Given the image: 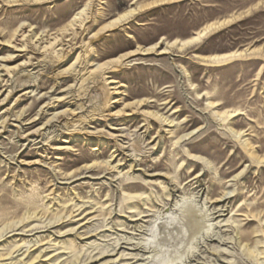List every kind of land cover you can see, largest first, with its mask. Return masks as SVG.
Wrapping results in <instances>:
<instances>
[{
    "label": "rangeland",
    "instance_id": "1",
    "mask_svg": "<svg viewBox=\"0 0 264 264\" xmlns=\"http://www.w3.org/2000/svg\"><path fill=\"white\" fill-rule=\"evenodd\" d=\"M203 29L107 74L122 83L111 109L143 99L163 130L53 117L85 96L56 77L62 53L90 40L91 69ZM47 33L59 46L40 52ZM0 264H264V0H0Z\"/></svg>",
    "mask_w": 264,
    "mask_h": 264
},
{
    "label": "bare ground",
    "instance_id": "2",
    "mask_svg": "<svg viewBox=\"0 0 264 264\" xmlns=\"http://www.w3.org/2000/svg\"><path fill=\"white\" fill-rule=\"evenodd\" d=\"M84 9H85L84 7H81L76 12H74L72 14V16L70 17L69 21L67 22V24L64 27L58 29V33H56V34L57 35H61L65 31H67L69 28L76 26L77 23L81 20V17H82V14L84 12ZM136 9H137L136 7H132L130 9H128V10L122 12V13H119L116 16L110 18L106 22L102 23L95 31H92V33L89 35V38L90 37H95L97 34L115 27L126 16H128L131 12H134ZM203 33H204V29L199 31V32H197L191 38H187V39H184V40H177L176 39V40H173V41H170V42L167 41L164 46H160V47L158 46L157 42H155L153 44H150V45H147V46H142L140 44H137L134 48H132L130 50H127V51H125L123 53H120V54H118L115 57L109 58V59H107L105 61H102V62H99V63H94V66L91 69L88 68V64H90V62H91V59H92L91 56H93V51L94 50L91 47L90 40L89 41L88 40L83 41V43H82L83 46H84V51L86 52V54L84 56L82 55V51L83 50H79V51L74 52L72 54H71L70 50H69V52L66 50L67 51L66 53H62V54L60 53L61 54L60 55V61L62 63L67 61L66 63H69V64L61 72H58L56 77L57 78H60V77H62V78L74 77L76 79V82H79L80 85L84 84L82 88H83V90L85 92V96H84V98L83 97L81 98V99H84V102H82V100H80L82 102V104L80 103V105H77L76 108H73V109H69V108L62 109V110L57 111L56 113H54L53 117H55L57 114H60L61 116H63L66 119L70 115H71V118L72 117L74 118L75 116H79L81 118V113L83 111H86V113L90 114L91 119H93L94 121H97V120L99 121V120H104L101 117H107V118L110 117V118H112V117H115V116H117V117L120 116V115L127 116L129 114L131 115V114H134V113L136 114L137 113V114H139L141 116L142 125L146 126L148 123L150 124L151 120H154L155 122L158 123L159 130H163V126L169 124L170 121H168L167 118H165L163 115H161L157 111L146 110V109L141 108V106L144 104V100L143 99L135 100L133 102L124 104L123 107L128 106L130 104L133 105L134 110L132 111V113H125L124 112V108H120L118 110H112L111 109L112 108L111 107L112 103H114L116 101V100H114V97L112 96V94H114V91L117 90L119 88V86H122V83H120L118 80L113 79L112 77L108 76L107 74L109 72H116V71L118 72L119 68L122 65L127 64L129 62H132V60L134 59V57L136 55H148V54L160 55V54H167V53L170 52V49H171V47L174 44L176 46L178 45L179 46L178 48L181 49L184 46H186L187 44L193 43V41L197 40L199 38V36L203 35ZM46 35H48L52 40L46 45H39L38 44L36 47H37V50L40 51V52H43V51L47 50L48 48H50L52 46H53V48L56 47V46H59V43H57V44L55 43V42H58L57 41L58 37L56 35H54L52 37L50 36V35H52V33H50V34L47 33ZM56 50H60L61 51L62 48L58 47ZM24 65H26V63H24ZM176 71L179 72V70H176ZM97 77H99V78H97ZM74 82L75 81H73L72 83H74ZM71 86H72V84H71ZM72 89H73L72 87H69L67 90L65 89V95L69 94L72 91ZM115 92H118V91H115ZM77 93H79V92L77 91ZM101 94H102V96H99ZM72 95H74V94H72ZM97 95L100 97V99L97 100L99 98L98 97L95 102H99L100 103V105H101L99 107L100 109H98L99 105L97 106V104L95 102H93V99ZM66 96H68V95H66ZM76 97H78V96H76ZM64 98H65V96L63 97V95H61V97L57 98L56 100L59 102L60 100H62ZM226 113L230 114V116H232V117L237 114L236 112H228V111ZM220 116H221V114H220ZM51 119H52V117H51ZM77 119H79V118H76L75 120H77ZM83 120H84V118H83ZM49 123H50V121H49ZM101 131L100 130H98V131L94 130V132L93 131L91 132V130H90L89 132L92 134V133L101 132ZM107 134H108L109 137H113V138L115 137L116 138V136H114L111 133H107Z\"/></svg>",
    "mask_w": 264,
    "mask_h": 264
},
{
    "label": "crops",
    "instance_id": "3",
    "mask_svg": "<svg viewBox=\"0 0 264 264\" xmlns=\"http://www.w3.org/2000/svg\"><path fill=\"white\" fill-rule=\"evenodd\" d=\"M194 36V35H193ZM192 37V36H191ZM191 37H189V38H191Z\"/></svg>",
    "mask_w": 264,
    "mask_h": 264
}]
</instances>
